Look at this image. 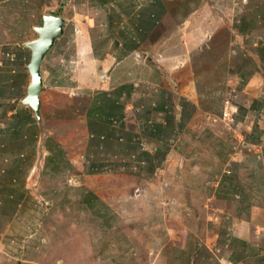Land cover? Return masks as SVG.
<instances>
[{"label":"rangeland","instance_id":"rangeland-1","mask_svg":"<svg viewBox=\"0 0 264 264\" xmlns=\"http://www.w3.org/2000/svg\"><path fill=\"white\" fill-rule=\"evenodd\" d=\"M129 1L141 2L0 0V264H226L217 257L231 236L212 237V216L195 220L192 206L201 199L186 198V184L177 182L181 178L175 176L178 162L171 164L170 159L157 175L142 179L139 168L122 169L116 164L93 173L83 157L87 141L83 113L92 93L76 87L86 75L80 67L86 61L78 55V44L84 48L90 42L99 47L94 55L109 51L113 34L128 29L122 24L127 16L116 15L121 4L127 6ZM184 2L187 6L176 17L177 8L169 5L170 0L164 1L165 14L155 27L156 38L144 48L143 54L153 59L146 65L167 82L177 81L173 69L181 67L176 85L194 82L197 121L205 125L200 129L216 127L203 140L209 145L202 158L213 155L216 147L226 148L225 158L234 161L238 147L251 141L246 126L237 124L238 113L246 117L243 124L252 116L239 104L228 67L233 63L224 62L223 55L235 50L232 30L237 16L239 28L241 17L250 15L254 4L252 0ZM146 6L137 15L142 16ZM45 14L64 17V33L43 61L47 80L40 99L46 129L42 132L35 120L31 136L26 118L29 108L19 103L29 82L25 64L30 50L23 43L37 36L34 27L42 24ZM114 15L115 23H109ZM263 19H259L260 26ZM50 68V74L46 73ZM52 75L60 83L56 87L51 85ZM229 94L236 112L231 126H225L219 117ZM257 117L264 121V113ZM259 130L261 143L264 127ZM44 159L52 166L50 172L42 167ZM236 165L222 163L210 170L214 169L215 177L229 168L237 172ZM192 232L199 236L200 247L192 258H186Z\"/></svg>","mask_w":264,"mask_h":264},{"label":"crops","instance_id":"crops-1","mask_svg":"<svg viewBox=\"0 0 264 264\" xmlns=\"http://www.w3.org/2000/svg\"><path fill=\"white\" fill-rule=\"evenodd\" d=\"M164 1L141 0L139 5L130 1L125 3L127 6L121 4L116 16H127L122 24L128 29L113 34L111 48L104 55H94L99 47H93L90 42L84 48L78 44V55L86 61L80 67L85 69L86 75L76 87L92 93L90 105L83 113L87 132L83 157L93 173L116 164L122 169L139 168L142 179L157 175L164 164L169 165V160L173 159L171 164L176 161L180 165L176 167L175 176L181 178L177 182L186 184V198L195 196L201 199L200 204L192 206L195 220H202L205 215L211 219L212 216L209 221L215 228L212 237L218 238L219 233L231 236L228 243H224L225 251L217 257L218 261L226 264H264V141L259 143V129L264 127V121L257 117L264 113V25H259V19L264 18V4L252 0L254 5L250 15L241 17L239 28L237 16V24L232 30L235 50L232 55L227 51L223 55L224 62L233 63L228 67L238 88L239 104L247 108L252 116L251 121L243 124L242 120L246 117L241 115V111L238 113L237 124L246 126L251 141L245 142L244 147H238L232 161L225 158L226 148L215 147L213 155L202 158L209 145L203 140L216 127L202 130L205 125L197 121L199 100L194 82L176 85L181 67L173 69L175 73L172 74L177 81L171 82L165 81L151 65L147 68L146 62L150 64L149 60L153 59L145 55L144 48L147 49V45L156 38L155 27L165 14ZM175 1L176 5L173 0L169 5L177 8L175 16L179 17L182 15L181 8L187 4L185 0ZM143 4L147 5L145 13L139 16L137 13L144 8ZM189 14L186 16L189 17ZM110 18L114 19L108 22L115 23V15ZM144 56L148 57L147 61L145 58L141 60ZM43 69L42 63L46 84ZM51 71V68L46 69L48 74ZM24 73H20L21 77ZM26 73L30 81L28 70ZM51 82L53 87L60 84L53 75ZM29 112L25 116L31 125L30 135L34 136L36 121ZM244 149L250 150V154L246 155ZM47 159L50 160V156ZM222 163L227 166L237 163L238 174L229 168L212 176L214 169L211 171L210 168ZM41 164L50 172L52 166L46 164L45 159ZM33 166H30L28 177ZM246 169L249 173L245 172ZM188 237L185 253L189 256H185L192 258L196 254L194 250L200 247L196 240L199 236L192 232ZM209 243L211 246L212 243Z\"/></svg>","mask_w":264,"mask_h":264},{"label":"water","instance_id":"water-1","mask_svg":"<svg viewBox=\"0 0 264 264\" xmlns=\"http://www.w3.org/2000/svg\"><path fill=\"white\" fill-rule=\"evenodd\" d=\"M65 19L60 15L45 14L42 16V24L35 26L37 36L23 43L30 50V58L27 70L30 81L26 93L19 98V103L29 108L32 117L37 121L41 131H45L43 116L41 113V92L45 86L42 75V63L47 53L52 49L56 40L64 33Z\"/></svg>","mask_w":264,"mask_h":264},{"label":"built area","instance_id":"built-area-1","mask_svg":"<svg viewBox=\"0 0 264 264\" xmlns=\"http://www.w3.org/2000/svg\"><path fill=\"white\" fill-rule=\"evenodd\" d=\"M234 91V90H233ZM232 95L225 96L224 98V107L221 111L219 120L224 123L225 126H231L235 119L236 107L231 104ZM215 121L217 119H214Z\"/></svg>","mask_w":264,"mask_h":264}]
</instances>
